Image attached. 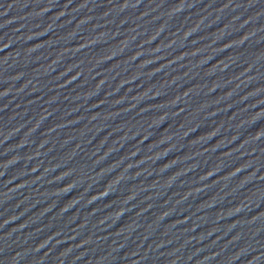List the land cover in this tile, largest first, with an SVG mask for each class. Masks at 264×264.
Listing matches in <instances>:
<instances>
[{
    "label": "water",
    "instance_id": "obj_1",
    "mask_svg": "<svg viewBox=\"0 0 264 264\" xmlns=\"http://www.w3.org/2000/svg\"><path fill=\"white\" fill-rule=\"evenodd\" d=\"M0 264H264V0H0Z\"/></svg>",
    "mask_w": 264,
    "mask_h": 264
}]
</instances>
